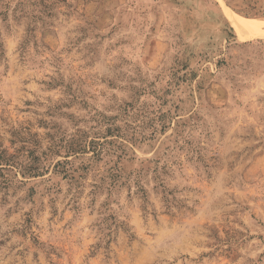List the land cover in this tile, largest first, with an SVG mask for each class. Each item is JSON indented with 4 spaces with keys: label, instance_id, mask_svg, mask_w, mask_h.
Returning a JSON list of instances; mask_svg holds the SVG:
<instances>
[{
    "label": "rangeland",
    "instance_id": "rangeland-1",
    "mask_svg": "<svg viewBox=\"0 0 264 264\" xmlns=\"http://www.w3.org/2000/svg\"><path fill=\"white\" fill-rule=\"evenodd\" d=\"M234 15L264 0H0V264H264V26Z\"/></svg>",
    "mask_w": 264,
    "mask_h": 264
},
{
    "label": "bare ground",
    "instance_id": "bare-ground-1",
    "mask_svg": "<svg viewBox=\"0 0 264 264\" xmlns=\"http://www.w3.org/2000/svg\"><path fill=\"white\" fill-rule=\"evenodd\" d=\"M228 15H230V14H228ZM229 17H231V16H229ZM237 17L234 15L231 18V22L235 26L237 34L241 38H250L252 36L254 37L253 33H255L256 25H258L257 23H259V26L260 25L264 26V20H260V21H244V20L237 19Z\"/></svg>",
    "mask_w": 264,
    "mask_h": 264
}]
</instances>
